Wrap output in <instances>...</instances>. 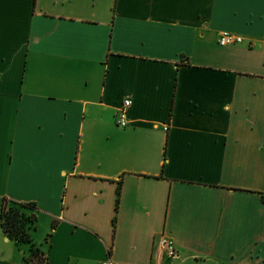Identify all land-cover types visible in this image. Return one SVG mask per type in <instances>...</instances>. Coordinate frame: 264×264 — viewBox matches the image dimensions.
<instances>
[{
    "label": "crops",
    "instance_id": "crops-1",
    "mask_svg": "<svg viewBox=\"0 0 264 264\" xmlns=\"http://www.w3.org/2000/svg\"><path fill=\"white\" fill-rule=\"evenodd\" d=\"M4 198L44 264H264V0H0Z\"/></svg>",
    "mask_w": 264,
    "mask_h": 264
},
{
    "label": "trees",
    "instance_id": "trees-1",
    "mask_svg": "<svg viewBox=\"0 0 264 264\" xmlns=\"http://www.w3.org/2000/svg\"><path fill=\"white\" fill-rule=\"evenodd\" d=\"M25 210H31L32 213L27 215ZM36 212L37 206L34 203L9 202L6 198L2 199L0 227L7 238L29 246L31 257L25 259V264H44L45 262L42 251L33 244L30 235L31 229L35 228L37 222ZM53 227H55V224H53ZM35 252H39L38 254L42 256L37 261L33 259Z\"/></svg>",
    "mask_w": 264,
    "mask_h": 264
},
{
    "label": "built area",
    "instance_id": "built-area-1",
    "mask_svg": "<svg viewBox=\"0 0 264 264\" xmlns=\"http://www.w3.org/2000/svg\"><path fill=\"white\" fill-rule=\"evenodd\" d=\"M242 41L243 38L238 35L231 33H223L220 35L218 43L221 46H232V45H237ZM130 105H131V100L125 99L123 101L122 107L117 112L116 123L121 128H125L128 125L127 111ZM154 252L155 253L159 252L162 254L164 253L170 259H176L178 257V252L173 239L165 234H163L159 238ZM100 264H113V263L102 262Z\"/></svg>",
    "mask_w": 264,
    "mask_h": 264
},
{
    "label": "rangeland",
    "instance_id": "rangeland-1",
    "mask_svg": "<svg viewBox=\"0 0 264 264\" xmlns=\"http://www.w3.org/2000/svg\"><path fill=\"white\" fill-rule=\"evenodd\" d=\"M10 206V205H9ZM25 212L27 213V215H30L31 213H32V211L31 210H25ZM3 235V232H2V230H1V228H0V246H2L3 244V241H2V236ZM4 239V238H3ZM23 247V249L25 250V251H27V247H28V245H26V244H23L22 246H21V248ZM39 253V252H38ZM37 252H35V255H34V258L33 259H35V261H37L40 257H42L41 255H39ZM29 258L31 257V254H29V256H28ZM27 257V258H28Z\"/></svg>",
    "mask_w": 264,
    "mask_h": 264
}]
</instances>
